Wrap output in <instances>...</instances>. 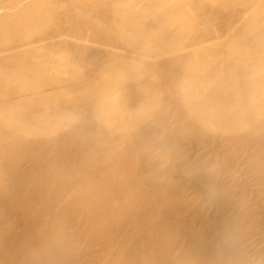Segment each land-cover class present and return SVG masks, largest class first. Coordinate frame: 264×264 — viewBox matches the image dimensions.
<instances>
[{
  "label": "bare ground",
  "instance_id": "1",
  "mask_svg": "<svg viewBox=\"0 0 264 264\" xmlns=\"http://www.w3.org/2000/svg\"><path fill=\"white\" fill-rule=\"evenodd\" d=\"M138 1L0 0L6 16H14L10 28L25 47V58L6 54L10 29H2L0 80L10 68L16 78L0 90V264L264 261V247L258 249L261 260L244 258L240 245L247 241L248 217L239 207L244 199L222 177L241 153L258 161L264 176L260 66L232 64V111L239 129L231 134V153L215 158L222 175L206 181L211 217L206 206L186 200L174 180L160 174L165 161L147 153L146 139L154 131L124 119L123 106L143 107L142 96L132 92L134 80L157 72V84L184 101V109L172 112L177 126L162 139L170 155L180 159L182 143L199 145L206 136H215L221 118L196 80L206 82L208 53L221 33L220 14L236 0H181L172 19L150 23L131 6ZM146 29L152 34L139 40L137 34ZM153 32L168 33V41L161 42ZM100 58L108 69L97 77L104 85L70 111L73 94L94 83V77L74 65ZM43 80L55 86L54 94L41 86ZM50 110L59 118L48 131ZM166 114L160 105L148 118L162 127ZM204 176L194 181L200 185ZM187 209L195 212L189 224L183 221Z\"/></svg>",
  "mask_w": 264,
  "mask_h": 264
},
{
  "label": "rangeland",
  "instance_id": "2",
  "mask_svg": "<svg viewBox=\"0 0 264 264\" xmlns=\"http://www.w3.org/2000/svg\"><path fill=\"white\" fill-rule=\"evenodd\" d=\"M124 1L129 2V0ZM180 1L139 0L135 6L133 3L131 6L138 7L143 21L150 23L156 18L162 19V21L172 19L175 16L174 13L181 7ZM62 16H64L63 13ZM13 19L14 16L7 17L5 11L0 8V47H2L1 31L3 28H9L10 47L6 54H16L20 58H25V47L17 33L10 28ZM217 25L220 26L221 33L219 39L214 40V48L208 53L209 69L203 73L206 82L196 80L199 82L202 96L221 118L222 125L215 136H206L199 145L191 146L186 142L182 143L179 147L180 159L170 155L171 149L162 143V139H165L177 126L173 120L172 112L175 109H184V101L179 100L173 93L164 90L157 84L160 78L157 72L145 73L133 82L132 92L143 98L142 110H130L129 107L123 106L125 121H130L133 118L139 125L154 131L146 139L147 153L150 158L161 157L165 161L164 169L160 171V174L171 177L175 184L184 191L186 200L192 201L196 206H206V213L210 217L213 214V205L208 200L206 181L208 177L216 176L218 172L222 175L223 172L219 171L221 166L214 165L215 158L226 157L231 153L234 146L231 134L236 133L239 129L235 113L232 111L236 104L233 78L235 67L232 64L248 68L259 65L263 74V82L258 85L259 95H262L264 91V0H253L252 3L236 0L232 6L223 10ZM151 32L147 29L141 31L137 34L139 40L146 39L152 34ZM153 33V35L162 38L161 42L168 41V33ZM258 58H261L259 62ZM42 64L49 65L46 61ZM74 70L94 77V83L91 86L80 87L73 94L70 111L76 110L84 97L94 94L104 85L105 82L97 77L104 76L108 72L101 58L88 59L85 66L74 65ZM15 78L16 74L10 68L6 77L0 80V90L4 91ZM41 86L51 94L56 92L55 86L46 80L41 82ZM178 87L185 94H189V90H186L184 86ZM33 98L39 101L37 97ZM257 99L264 100V96H258ZM160 105L167 109L166 124L162 127L150 122L148 118V114L157 110ZM47 116L48 121L45 127L50 131L54 128L59 115L50 110L47 112ZM110 123L116 127L117 118L112 117ZM120 132V129L115 130L116 135H119ZM260 168L261 164L252 156L241 153L237 160L229 164L227 173L224 171L225 175H222L223 178L225 176L224 179L227 182H230V185L235 186L244 199V205L239 204V207L242 212H246L248 217V225L244 231L247 241L240 245L245 259L261 260L258 249L264 247V176L259 173ZM198 175H205L200 180V185L194 181V177ZM194 215L193 209H187L183 215L184 223L189 224ZM170 221L174 222V219L170 218ZM1 226L0 224V228ZM94 254H98V252L96 251ZM261 264H264V261Z\"/></svg>",
  "mask_w": 264,
  "mask_h": 264
}]
</instances>
